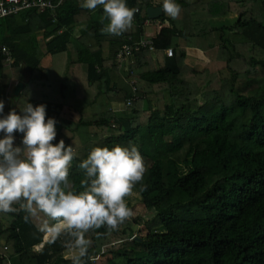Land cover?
Returning <instances> with one entry per match:
<instances>
[{
	"label": "trees",
	"instance_id": "trees-1",
	"mask_svg": "<svg viewBox=\"0 0 264 264\" xmlns=\"http://www.w3.org/2000/svg\"><path fill=\"white\" fill-rule=\"evenodd\" d=\"M177 2V18L154 19L161 22L154 53L134 52L128 69L116 54L129 36L141 37L154 0H127L140 12L120 36L102 33V9L82 8L81 0L0 17V42L13 58L0 57V77L27 79L4 112L27 100L46 105L56 140L78 153L69 175L74 187L82 179L76 164L96 146L134 144L144 157V190H133L156 211L143 223L147 233L135 236L141 219L130 218L112 231L92 230L85 264H264V0ZM231 12L238 15L233 25H212ZM243 45L263 56L245 55ZM187 56L206 61L204 69L186 65ZM128 100L126 114L112 109ZM15 207L0 213V264H71L62 254L70 238L34 249L46 234L45 217L26 221Z\"/></svg>",
	"mask_w": 264,
	"mask_h": 264
},
{
	"label": "clouds",
	"instance_id": "clouds-1",
	"mask_svg": "<svg viewBox=\"0 0 264 264\" xmlns=\"http://www.w3.org/2000/svg\"><path fill=\"white\" fill-rule=\"evenodd\" d=\"M88 10L102 9V33L120 36L133 25L138 9L127 0H81ZM171 19L178 17L177 0H161L159 5ZM4 112L0 100V213L17 211L19 205L29 217L42 213L40 230L50 242H65L71 264H85L91 241L87 234L101 227L109 231L132 216L126 197L142 183L147 166L134 144L96 146L76 167L82 172L79 188L69 178L78 153L73 144L56 140L57 121L46 118V105L26 102ZM16 134L20 135L16 143Z\"/></svg>",
	"mask_w": 264,
	"mask_h": 264
},
{
	"label": "built area",
	"instance_id": "built-area-1",
	"mask_svg": "<svg viewBox=\"0 0 264 264\" xmlns=\"http://www.w3.org/2000/svg\"><path fill=\"white\" fill-rule=\"evenodd\" d=\"M64 0H0V17L15 15L20 13L21 11L27 9H36L40 12L49 10L54 11L58 8ZM137 13L134 15L133 24H136V15L140 12L139 8ZM152 19L148 18L143 22L144 26L152 25ZM161 23L157 31L160 29ZM156 31V33H157ZM156 33L149 32L147 30H143V34L137 40H133L130 36L128 38V42L123 43L121 48L116 54L118 59V65L124 64L125 69L129 68L131 63V57L134 55V52L139 51L141 49H148L151 53H154L155 47L153 45L152 39L155 37ZM165 55L167 57H172L174 55V50L172 47H168L165 49ZM0 57L6 59L7 62H13V58L9 51V48L0 42ZM132 83H135V80L132 79ZM130 100H128L125 105H129Z\"/></svg>",
	"mask_w": 264,
	"mask_h": 264
},
{
	"label": "rangeland",
	"instance_id": "rangeland-1",
	"mask_svg": "<svg viewBox=\"0 0 264 264\" xmlns=\"http://www.w3.org/2000/svg\"><path fill=\"white\" fill-rule=\"evenodd\" d=\"M261 11H262V18H263V21H264V7L261 8ZM225 17H224L225 19H213L211 21L212 25L215 26V27H221V26L227 27V26L233 25L235 23V21L237 20L238 15L235 12H231ZM83 27H84V24L78 25V26L75 27V31L78 30L79 28H83ZM150 29H151L150 26L146 27L147 31H149ZM219 34H220V32L216 31L215 38H214L216 44L220 43ZM248 46L247 47H246V45L240 46V48L242 49V51L244 52L245 55L252 56L254 54H258L257 56H259V55L263 56V54H262V52L260 50H257V49H254V48L253 49L252 48H248ZM42 47L44 48L43 45H42ZM59 55H61V54H59ZM205 62L206 61H202V60H200L198 58H195L193 56H187V58L185 59V64L186 65H188L190 67H193L194 69H197V70H200V71L204 69ZM153 65L157 66L156 65V61L153 62ZM219 76L215 77L214 80L215 81L218 80ZM12 93H13V91H11V93H10L11 97L13 95ZM14 97H16V96L14 95ZM119 103H125V102H119ZM145 104H146V106H144ZM155 105H156L155 102H150L148 104L146 102H143L142 106H144V109L146 110L148 107H149V109L150 108L154 109ZM124 114H126V111H124ZM142 114L145 115L146 112L142 111ZM126 202H127L128 207L132 210V216L130 217V219H141L140 220L141 221L140 224H134V226H133V232H134L135 236H144L147 233V228H146V226L143 223L145 221L151 219L156 214L155 209L154 208H147L144 205V203H143L141 195L136 190H133L126 197ZM2 224L7 225V222H5V223L2 222ZM156 230H160L161 231L162 228H157ZM48 238H49V236H48ZM63 255L68 256V250L65 251Z\"/></svg>",
	"mask_w": 264,
	"mask_h": 264
},
{
	"label": "crops",
	"instance_id": "crops-1",
	"mask_svg": "<svg viewBox=\"0 0 264 264\" xmlns=\"http://www.w3.org/2000/svg\"><path fill=\"white\" fill-rule=\"evenodd\" d=\"M161 2V0H154V5H152V6H159L158 5V3H160ZM225 17V16H224ZM224 17H219V18H216V19H225ZM153 22H152V25H151V29L149 30V32H153V33H156V31H157V29L159 28V26H160V21L159 20H152ZM146 27L147 26H144V29L146 30ZM81 28H79L78 30H80ZM78 30H76V31H78ZM74 32H75V28H74ZM153 55V57H155V55L154 54H152ZM26 80L27 79H25V80H14V81H10V80H5V79H1L0 78V100H3L4 101V104L6 103V101H7V98L8 97H10V93H11V91H13L14 90V87H15V84L18 82V81H22L23 83H24V85H23V88H24V86L26 85ZM23 88H22V90H23ZM22 90H21V92H22ZM20 92V93H21ZM13 94V93H12ZM13 96H14V94H13ZM112 109L114 110V111H116V112H124V110H125V104L124 103H119V102H113L112 103ZM56 132H58V125H56ZM46 235V234H45ZM49 240V238H45V236H44V238H43V242L41 243V244H39V245H37V246H35V248L34 249H36V250H39V249H41L42 247H43V245L47 242ZM68 249H65L63 252H62V254H64V252L65 251H67ZM64 257H67L66 255H63Z\"/></svg>",
	"mask_w": 264,
	"mask_h": 264
},
{
	"label": "water",
	"instance_id": "water-1",
	"mask_svg": "<svg viewBox=\"0 0 264 264\" xmlns=\"http://www.w3.org/2000/svg\"><path fill=\"white\" fill-rule=\"evenodd\" d=\"M146 14H147V17L150 19H157L163 14V11H162L160 6H149L146 9ZM23 85H24V83L22 81H18L15 84V87L13 90V94L15 96H18L20 94V92L23 88Z\"/></svg>",
	"mask_w": 264,
	"mask_h": 264
},
{
	"label": "bare ground",
	"instance_id": "bare-ground-1",
	"mask_svg": "<svg viewBox=\"0 0 264 264\" xmlns=\"http://www.w3.org/2000/svg\"><path fill=\"white\" fill-rule=\"evenodd\" d=\"M45 238H48V234L46 233Z\"/></svg>",
	"mask_w": 264,
	"mask_h": 264
}]
</instances>
